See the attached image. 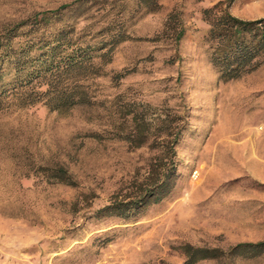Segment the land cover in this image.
<instances>
[{
	"label": "rangeland",
	"instance_id": "374dc122",
	"mask_svg": "<svg viewBox=\"0 0 264 264\" xmlns=\"http://www.w3.org/2000/svg\"><path fill=\"white\" fill-rule=\"evenodd\" d=\"M218 1L159 0L149 12L131 0H0V31L44 16L65 26L74 47L126 37L99 75L80 82L87 102L66 110L18 107L15 69H2L0 264H182L186 246L264 242V57L252 71L220 78L200 16ZM229 11L264 19V0H234ZM170 14L176 22L165 26ZM170 112L187 126L169 193L128 217L98 218L145 176L157 153L154 129ZM134 116L148 139L137 148L117 137ZM232 264H264V255Z\"/></svg>",
	"mask_w": 264,
	"mask_h": 264
},
{
	"label": "trees",
	"instance_id": "16d2710c",
	"mask_svg": "<svg viewBox=\"0 0 264 264\" xmlns=\"http://www.w3.org/2000/svg\"><path fill=\"white\" fill-rule=\"evenodd\" d=\"M131 1L135 7L149 12L157 11L160 7L159 0ZM201 1L205 0H198ZM233 3L234 0L218 1L200 11L201 19L208 25L205 35L209 46L208 59L223 81L254 70L260 64L258 59L264 57V19L244 21L234 17L229 11ZM169 21L176 22L173 14L168 16L165 26H168ZM52 22V19L42 16L31 23L6 26L0 31V77L5 65L15 69L16 75L12 81L17 87L13 88L12 95L16 96L14 100L18 107L42 104L52 111H61L86 103L85 88L80 82L99 75L102 64L111 60L113 48L126 40L125 34L118 31L111 35L108 42L101 41L92 47H74L73 41L66 37L68 31L65 32V26L53 27ZM173 30L176 39L184 32L181 23L174 25ZM25 34L35 36L23 41L21 36ZM104 50L106 52L99 57L101 63H94V53ZM158 121L152 139L154 145L151 147L157 153L150 159L145 176L137 181L134 189L132 187L124 198L115 199L99 209L96 212L98 218L128 217L132 211L142 210L150 202H159L171 190L177 169L175 148L187 126V120L184 114L170 112ZM123 122L129 123V128H122L125 131L119 128L121 133H118V138L136 148L147 144L143 121L140 122L134 116L130 120L123 119ZM64 175L60 169L57 175L60 180L64 181ZM184 254L185 261L182 264H196L205 260L232 264L235 258L264 255V242L237 244L226 251L186 246Z\"/></svg>",
	"mask_w": 264,
	"mask_h": 264
}]
</instances>
